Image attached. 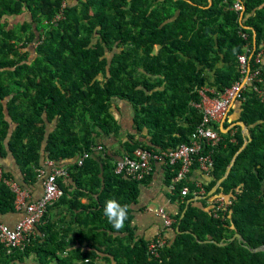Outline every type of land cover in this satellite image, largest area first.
I'll list each match as a JSON object with an SVG mask.
<instances>
[{"label": "trees", "instance_id": "1", "mask_svg": "<svg viewBox=\"0 0 264 264\" xmlns=\"http://www.w3.org/2000/svg\"><path fill=\"white\" fill-rule=\"evenodd\" d=\"M235 1L0 0V157L13 156L21 180L0 165L4 175L30 185L45 158L73 160L69 168L75 192L59 179L60 200L70 211L87 207L78 197L88 193L103 211L109 199L129 208L120 230L103 211L98 220L75 215L85 226L73 239L80 247L66 240L68 229L60 237L61 229L45 214L36 226L44 237L30 238L25 251L38 245L46 260L56 258L61 264H95L97 259L104 264H264V250L250 249L264 245V61H255L264 46V0H241V10L232 8ZM23 14L24 21L11 25V17ZM247 46L251 71L263 67L261 81L247 83L235 102L241 103L237 121L245 122L252 139L212 195L222 191L232 203L215 216L212 207L187 199L200 187L208 193L225 174L245 141L239 125L219 131L216 147H205L214 161L208 184L192 183L191 173L175 182L180 163L162 164L165 184H174L173 193L183 196L185 186L190 191L172 225L174 239L161 247L159 256L151 255L149 242L135 236L130 205L153 172L141 181L117 174L104 146L103 151L97 148L102 132L120 130L112 103L129 102L137 130L146 128L150 137L129 135L125 155L139 147L159 151L188 143L203 118L193 105L201 99L198 89L214 88L212 95L218 96L239 81L238 55ZM85 152L91 156L79 165ZM16 199L0 181V214L14 212ZM236 233L242 240H231ZM85 242L97 246L79 249ZM0 248L5 252L1 243Z\"/></svg>", "mask_w": 264, "mask_h": 264}, {"label": "crops", "instance_id": "2", "mask_svg": "<svg viewBox=\"0 0 264 264\" xmlns=\"http://www.w3.org/2000/svg\"><path fill=\"white\" fill-rule=\"evenodd\" d=\"M25 14L14 18L11 17V25L19 21H24L26 19ZM111 111L118 121L120 130L117 133L113 132L111 134L102 132L97 137V144L104 146L109 160H111L112 164L114 165L122 157L125 156L126 153L123 149V145L126 143L129 135H135L134 137L139 140H147L150 137L148 136L149 134H147L146 128L143 131L137 130L134 122V109L129 102L122 99H115L112 103ZM240 111L241 103L234 102L229 114L221 121L215 122V127L220 132L227 133L228 130L236 127V125L234 124L237 122ZM225 123L227 124L226 128ZM104 149H102V151ZM100 152L101 151H95V154H99ZM48 160L51 159L45 158L42 162V166L40 167L41 169H44L46 173H49L51 171V165L47 163ZM74 162L75 161L73 160L64 161L62 163L55 162L56 165L65 167L67 169L68 176L62 177L61 180L62 182H64V184L69 186L70 192H75L76 189V185L73 183V178L71 176L73 170L69 168L71 166L70 164ZM0 165H3L6 170L15 173V175L20 178L21 174L19 173V166L15 162L13 156H9L7 158L0 157ZM38 169L39 168H37L36 171ZM152 172L153 173L147 180V182L140 185L139 195L136 202L130 205L133 214L131 225L133 227L135 236L136 238H144L149 242V244L156 241L159 237L166 240V242L174 239L175 230L173 229L172 225L174 224L177 215L183 207L182 204L184 200H186L183 196L176 195L175 192L173 193L171 187L165 184V168L164 166H162V163L154 162ZM13 179L19 183L23 193L20 194L18 196V199L16 200V210L14 212L0 214V223H5L10 227H14L16 223L26 215V208L24 205L31 201H36L39 197H41L44 190L43 182L40 178H38L35 183L25 186H21L20 182L15 178V176L13 177ZM211 179L212 175L206 174L197 167L193 168L190 174V181L198 186L208 184ZM216 191L214 193H216ZM208 193L205 194L204 189L200 187V189L196 191V193L193 192V194H191V197L187 199V202H189L190 199L194 198L195 200L193 202L195 205H205L206 209H210L211 207H213L212 200L215 196H224L226 201L231 197L229 194H223L222 191L214 196H212L214 193L212 195H208ZM208 196L212 197L205 200ZM78 198L80 199V202L87 207H85L84 209L79 208L78 211H75V214L74 212L70 211L66 202L61 201L60 198L49 206L46 213V215L48 216L47 219L57 224L55 226L56 229H61L59 235L60 237H63L62 234L64 229H68V233L65 237L68 242L73 244V247H80L78 243L74 244L73 239L77 236L78 232L81 231L79 230L80 227L85 228L84 225L80 224L77 216L81 215V218L91 217V219L94 220H98V217H100V215L103 216V213H101L103 211V209L101 208L102 206H100L101 204L96 203V197L93 196V194L88 193L87 196ZM161 207L166 209L174 219L173 224L169 227L164 224L163 217L158 213V209ZM75 215L77 216L75 217ZM115 235H118V233L113 234V236ZM40 236L44 237V234L35 227L34 232L31 234L30 238H32L33 240H38L37 238H40ZM93 246L97 245L94 243L88 244L87 242H85L83 244V247L79 249L90 251L91 249H94ZM101 246L102 245H100V247ZM25 249H16L17 252H15L14 254H8L6 250L4 252V250L0 248V264H61L56 258H49L46 260L44 254L39 251L38 245H35L34 248L28 251H25ZM66 254L67 253L65 252L63 255L65 256ZM86 262L88 263L89 261ZM94 263L104 264L105 261L104 259H97Z\"/></svg>", "mask_w": 264, "mask_h": 264}, {"label": "built area", "instance_id": "3", "mask_svg": "<svg viewBox=\"0 0 264 264\" xmlns=\"http://www.w3.org/2000/svg\"><path fill=\"white\" fill-rule=\"evenodd\" d=\"M65 5V3H64ZM235 10L243 9L241 0H236L232 6ZM58 18L61 14H58ZM243 37H247L245 33ZM256 54L255 61L261 63L264 61V48ZM250 46H247L246 51L238 55L239 70L242 78L235 82L231 87L227 88L218 96L214 88L201 87L198 89L200 94V101L193 103L203 113V118L200 124L192 133L191 140L188 143L179 144L176 148L162 149L159 151H151L145 148H137L131 155H125L117 163L115 172L133 180H143L153 171V162H160L162 164L175 165L180 163V168L175 182L186 180L193 168L197 167L208 175H212L214 161L211 153H204L207 145L216 147L221 139L219 130L215 127V122L221 121L229 114L233 103L240 97L242 90L247 83H253L254 80H259L258 75L262 65L255 72L251 71L250 63ZM261 94L262 92L259 91ZM98 149H103L102 145H98ZM91 156L90 152H85L78 158V164L82 165L86 158ZM47 163L51 165V171L46 173L44 169L39 168L38 178L43 182V194L36 201L26 203V215L19 220L14 227H10L5 223H0V243L8 254L16 249H25L29 242L30 236L34 232V228L41 223L42 218L47 213L48 208L56 200L63 195V190L59 185V179L68 176V171L65 167L58 166L55 161L48 160ZM0 181L6 183L18 196L22 194V188L19 183L13 178L4 175L3 168L0 167ZM201 186V185H200ZM171 189H174V184H171ZM189 188L182 189V195L189 193ZM16 199V200H17ZM232 200L228 198L225 200L224 196L217 195L212 200V208L214 215L218 216V209H227L230 207ZM158 213L163 217L164 224L171 226L174 222L171 214L163 207L158 209ZM166 240L159 237L156 241L148 245V252L151 255L159 256V251Z\"/></svg>", "mask_w": 264, "mask_h": 264}, {"label": "clouds", "instance_id": "4", "mask_svg": "<svg viewBox=\"0 0 264 264\" xmlns=\"http://www.w3.org/2000/svg\"><path fill=\"white\" fill-rule=\"evenodd\" d=\"M128 214V205H121L115 199H109L108 201H106L104 207V215L107 218L108 222L116 230H120L125 226V221L128 219Z\"/></svg>", "mask_w": 264, "mask_h": 264}, {"label": "water", "instance_id": "5", "mask_svg": "<svg viewBox=\"0 0 264 264\" xmlns=\"http://www.w3.org/2000/svg\"><path fill=\"white\" fill-rule=\"evenodd\" d=\"M241 16H243V13H242V15ZM234 125H239V126H241V128H242V132H243V134L245 135V141H244V144H243V146L238 150V152L235 154V156H234V158L232 159V162H231V164L228 166V168H227V171H226V173H225V175L223 176V177H221L218 181H217V183L212 187V189L209 191V193H208V195H212L217 189H218V187L220 186V184H221V182L229 175V173H230V170H231V168H232V166L234 165V162H235V160H236V156H237V154L243 149V148H245V146L247 145V143L249 142V141H251V139H252V135H251V133H250V129H249V127L245 124V122H243V121H237ZM204 197H206V196H204ZM195 199L194 198H192V199H190L189 200V202L190 201H194ZM185 212V211H184ZM184 214V213H183ZM177 230L179 231V225L177 226ZM235 237H238L239 239H241L242 240V235L240 234V233H236L232 238H231V240H233ZM207 241H213V242H216L215 240H207ZM223 241H221L219 244L220 245H223ZM252 251H255V252H257V251H260V250H264V245H261V246H259V247H256V248H250Z\"/></svg>", "mask_w": 264, "mask_h": 264}]
</instances>
